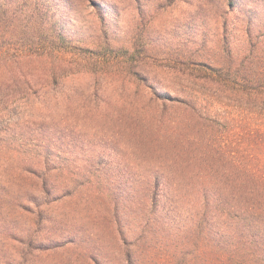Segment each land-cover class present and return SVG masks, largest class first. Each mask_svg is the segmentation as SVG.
I'll list each match as a JSON object with an SVG mask.
<instances>
[{
    "label": "rangeland",
    "instance_id": "1",
    "mask_svg": "<svg viewBox=\"0 0 264 264\" xmlns=\"http://www.w3.org/2000/svg\"><path fill=\"white\" fill-rule=\"evenodd\" d=\"M257 56L264 0H0V264L235 241Z\"/></svg>",
    "mask_w": 264,
    "mask_h": 264
},
{
    "label": "trees",
    "instance_id": "2",
    "mask_svg": "<svg viewBox=\"0 0 264 264\" xmlns=\"http://www.w3.org/2000/svg\"><path fill=\"white\" fill-rule=\"evenodd\" d=\"M254 63L252 79L242 77L244 90L253 91L258 100L260 126H264V56L252 61ZM202 68L203 64H199ZM212 71L213 68L209 67ZM241 169L253 179L249 188L256 195L238 202L234 196L228 200V210L220 214L221 224L236 218L242 221V228L233 233V242H222L219 238H204L205 245L194 242L188 248L171 252L160 245L145 244L132 249L127 246L125 259L127 264H264V130L259 128L256 148L245 156L237 157ZM224 218L221 219V215ZM222 236V235H221ZM192 247V248H191ZM191 248L188 256L187 249ZM143 255V256H142ZM183 256V257H182ZM189 257V258H188Z\"/></svg>",
    "mask_w": 264,
    "mask_h": 264
}]
</instances>
